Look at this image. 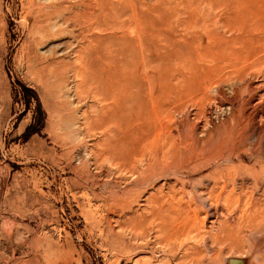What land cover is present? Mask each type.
<instances>
[{"label":"rangeland","instance_id":"obj_1","mask_svg":"<svg viewBox=\"0 0 264 264\" xmlns=\"http://www.w3.org/2000/svg\"><path fill=\"white\" fill-rule=\"evenodd\" d=\"M106 1L0 0V264H264V0Z\"/></svg>","mask_w":264,"mask_h":264},{"label":"bare ground","instance_id":"obj_2","mask_svg":"<svg viewBox=\"0 0 264 264\" xmlns=\"http://www.w3.org/2000/svg\"><path fill=\"white\" fill-rule=\"evenodd\" d=\"M108 1V0H107ZM107 1H106V4H107ZM251 1V0H250ZM253 1V0H252ZM109 3V2H108ZM255 3V2H254ZM85 5H87V3L85 4ZM84 5V6H85ZM232 5V4H231ZM255 5V4H254ZM253 5V6H254ZM250 6H252V5H250ZM89 7V9H90V5L88 6ZM77 8V7H76ZM93 8V7H92ZM96 8V7H95ZM94 8V9H95ZM250 8V7H249ZM85 9V8H84ZM86 9H88L87 7H86ZM233 9V8H232ZM252 9H253V7H252ZM72 10V9H71ZM70 10V11H71ZM69 11V12H70ZM144 11V10H143ZM208 11V10H207ZM252 11V10H251ZM253 12V11H252ZM251 12V13H252ZM255 12L257 13V11L255 10ZM72 13H74V11H72ZM95 13H97V12H94V14ZM184 13V12H183ZM250 13V14H251ZM84 14H86V13H84ZM89 14V13H88ZM93 13H91V15H92ZM259 14V13H258ZM257 14V15H258ZM71 15V14H70ZM252 15H253V13H252ZM90 16V15H89ZM83 17V16H82ZM84 17H86V16H84ZM83 17V18H84ZM240 19V18H239ZM239 19H237V20H239ZM242 21V20H241ZM246 22H248L247 20H245ZM244 22V21H243ZM242 22V23H243ZM250 22V21H249ZM253 23V22H252ZM250 24V23H249ZM92 25V24H91ZM91 25H90V27H91ZM260 26V25H259ZM53 27V26H52ZM255 27V26H254ZM231 28V27H230ZM235 28V27H234ZM251 28V27H250ZM91 29H93V28H91ZM255 29H256V27H255ZM94 30V29H93ZM94 31H96V30H94ZM237 31V30H236ZM250 31H252L251 29H250ZM87 33H88V30L86 31ZM78 33V32H77ZM80 33V32H79ZM89 34V33H88ZM82 37V36H81ZM85 37V36H84ZM83 38V37H82ZM81 39V38H80ZM97 41H98V38H97V36H95V35H92V36H90V38L88 39V43L95 49L96 48V43H97ZM88 44V45H89ZM84 45V44H83ZM90 46V47H91ZM84 47V49L86 48V46H83ZM96 50V49H95ZM78 52H79V50H78ZM242 56V55H241ZM236 57V56H235ZM77 58L79 59L80 58V54H78V56H77ZM78 61V60H77ZM80 61V60H79ZM58 62V61H57ZM80 64V63H79ZM81 65V64H80ZM64 66V65H63ZM70 67H71V65H70ZM74 72H76V70H74ZM78 72V71H77ZM190 73V72H189ZM76 76L77 74H73V76ZM79 76L81 75L80 74V72H79V74H78ZM74 76V77H75ZM77 77V76H76ZM178 77V76H177ZM179 77H181V76H179ZM178 77V78H179ZM68 79V78H67ZM81 80H82V78H81ZM67 80H66V78L65 79H62V85L63 86H61V87H63V88H65V87H67V82H66ZM180 81V80H179ZM188 81V80H187ZM184 82V81H183ZM75 85H74V89H76L77 90V88L78 87H80V82H78V83H74ZM188 84V83H187ZM183 87V86H182ZM189 89V88H188ZM64 91V90H63ZM182 94V93H181ZM177 95V94H176ZM178 96V95H177ZM110 98V102H108L107 101V103L106 104H102L103 105V107L102 108H111V106H110V103H112V101H114V98H115V95L113 94V96H109ZM179 98V97H178ZM178 101V100H177ZM166 102V101H165ZM71 104H73V103H71ZM101 105V106H102ZM114 105V104H113ZM180 106V105H179ZM178 107V106H177ZM101 108V109H102ZM107 110V109H106ZM103 111V110H102ZM105 111V110H104ZM164 114V113H163ZM157 117V116H156ZM158 120V119H157ZM154 128V127H153ZM155 129V128H154ZM162 129V128H161ZM163 130V129H162ZM161 130V131H162ZM112 131V130H111ZM164 131V130H163ZM166 131H167V129H166ZM169 131V130H168ZM178 131V130H177ZM169 133L170 132H168V134L165 132V134H167V135H169ZM137 134V133H136ZM161 134V133H160ZM166 135V136H167ZM180 135V134H179ZM168 137V136H167ZM181 137V136H180ZM154 138H156V137H154ZM161 140H162V134H161ZM167 139V138H166ZM151 140V139H150ZM156 140V139H155ZM167 141H168V139H167ZM112 142V141H111ZM151 142V141H150ZM155 142V141H154ZM154 142H153V144H154ZM164 142V141H163ZM178 142V141H177ZM146 143H148V141L146 142ZM167 143H170V142H166V145L165 146H167ZM161 145H162V143H160ZM180 144V143H179ZM142 145L144 146V144L142 143ZM141 146V145H140ZM147 147H146V149L148 148V145H146ZM165 146H163V148H167V147H165ZM192 147V146H191ZM150 148V147H149ZM153 148V147H152ZM159 148V147H158ZM162 148V147H161ZM230 148V147H229ZM151 149V148H150ZM163 150V151H168L167 149L166 150ZM149 149H147V151H148ZM146 151V152H147ZM150 151V150H149ZM233 151V150H232ZM151 152H152V150H151ZM162 152V151H161ZM160 152V153H161ZM238 152V151H237ZM147 153H150V152H147ZM231 154V153H230ZM223 156H225V155H223ZM153 157H154V155H153ZM159 158V157H158ZM115 160H116V158H115ZM217 160V159H216ZM120 162V161H119ZM120 163H122V162H120ZM119 163V164H120ZM121 165V164H120ZM124 166V165H123ZM236 169V168H235ZM231 170V169H230ZM247 173V172H246ZM221 174H219V176H220ZM228 176V175H227ZM235 177H236V175H235ZM213 180V179H212ZM227 183V182H226ZM219 186H221V185H219ZM217 191V190H216ZM248 192V191H247ZM262 192V191H261ZM264 193V192H263ZM241 194V193H240ZM208 195V194H207ZM252 195V194H251ZM251 195H249V196H251ZM257 195V194H256ZM212 196V195H211ZM214 196V195H213ZM217 196V195H216ZM207 197V196H206ZM223 197H224V195H223ZM245 196H243V198H244ZM215 199H216V197H214ZM249 198V197H248ZM211 199L213 200V198H210L209 200H210V203H211ZM256 200V199H255ZM224 201V200H223ZM253 201V200H252ZM216 202V201H215ZM226 202V201H225ZM217 203V202H216ZM227 203V202H226ZM233 203V202H232ZM254 203V202H253ZM168 204V203H167ZM180 204V203H179ZM214 204V203H213ZM221 204H224L223 202H221ZM228 204V203H227ZM237 204V203H236ZM212 205V204H211ZM215 205V204H214ZM169 206V205H168ZM223 206H225V208L227 207V205H223ZM234 206V205H233ZM233 206H232V208H233ZM236 206V205H235ZM170 208V207H169ZM224 208V207H223ZM264 208V207H263ZM228 209V208H227ZM229 210V209H228ZM228 210H227V212H228ZM232 210V209H231ZM219 212H220V210H219ZM226 212V211H225ZM233 212V211H232ZM237 213H238V211H237ZM231 214V213H230ZM241 214H243L242 212H241ZM156 215V214H155ZM239 216V215H238ZM242 216V215H241ZM252 216V215H251ZM191 217V216H190ZM177 218V217H176ZM180 218V217H179ZM184 218V217H183ZM253 218V217H252ZM183 224V228H185L186 226H187V224L186 223H182ZM198 226V225H197ZM198 229V228H197ZM206 230V229H205ZM157 231V230H156ZM174 231V230H173ZM204 231V230H203ZM149 232V231H148ZM184 232V231H183ZM197 232V231H196ZM198 232H199V230H198ZM140 235H141V233H140ZM160 235V234H159ZM166 236H167V238H166V240L163 242L164 243V245L166 246V249L169 251V252H171L170 254L173 256V259H175V260H177V263L178 264H185L186 262L187 263H189V264H202V260L204 259V257L206 256L205 255V251H206V248H208L209 246L206 244V241H205V237L204 236H199V243L198 244H195V245H190V246H186L184 249H183V258L182 257H180V258H174L175 257V251L174 250H172L173 248H175L176 247V244H178V246H181V245H184L185 243H186V241H185V239H184V236L182 235V238H180V239H182V241L184 242L185 241V243H183L182 244V241H180V239H178V240H176L175 239V237H177L178 236V234L176 233V229H175V231L174 232H170V231H167V233H166ZM191 236V235H190ZM189 236V237H190ZM186 237V236H185ZM243 237V236H242ZM209 245H211V244H215L216 246H215V248H213L212 249V251L209 253V256H208V262H210L209 264H214L215 263V259L218 257V255H219V253L221 252V250L223 249V245H227V243H228V241H230L229 243L231 244V245H229L228 244V246H232V245H235V242L233 241L234 239H229V236H226L225 238H223V237H221V236H218V235H209ZM238 238V237H237ZM184 239V240H183ZM188 240H190V238H188V236H187V242H188ZM191 240L193 241H197L195 238L194 239H192L191 238ZM190 240V241H191ZM234 243H233V242ZM195 243V242H194ZM202 243V244H201ZM156 246V245H155ZM180 249V248H179ZM227 249V248H226ZM177 250V249H176ZM182 250V249H181ZM180 252V251H179ZM164 253H166V252H164ZM163 254V253H162ZM179 255V254H178ZM206 258H207V256H206ZM175 260H173V261H175ZM190 261V262H189ZM230 264H234V262H233V260L231 261L230 260Z\"/></svg>","mask_w":264,"mask_h":264},{"label":"water","instance_id":"obj_3","mask_svg":"<svg viewBox=\"0 0 264 264\" xmlns=\"http://www.w3.org/2000/svg\"><path fill=\"white\" fill-rule=\"evenodd\" d=\"M230 260H232V259H230ZM234 260V259H233ZM238 263V261L236 262V264Z\"/></svg>","mask_w":264,"mask_h":264}]
</instances>
